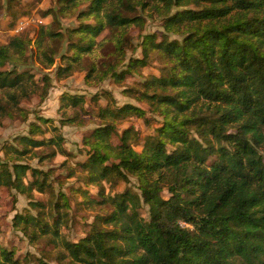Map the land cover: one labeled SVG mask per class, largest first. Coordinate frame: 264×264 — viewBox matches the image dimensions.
I'll return each mask as SVG.
<instances>
[{
    "label": "trees",
    "instance_id": "obj_1",
    "mask_svg": "<svg viewBox=\"0 0 264 264\" xmlns=\"http://www.w3.org/2000/svg\"><path fill=\"white\" fill-rule=\"evenodd\" d=\"M61 2L64 9L66 3H76V0ZM91 2L88 10L82 12V17L98 13L106 3H118L120 8L112 12L107 22L93 17L98 24L81 23L69 30L70 34L78 36V40L69 44L75 49L68 59L72 63L60 72L65 76L71 74L73 63L78 62L84 52H92L95 44L102 45L104 42H111L115 58L124 61L128 48L134 49L128 36L130 27L144 24V18L138 11L152 8L154 13L159 14L163 5L166 14L161 15V35H144L143 42L139 44L142 56L131 57L126 68L112 72L111 76L121 81L132 70L158 60L161 62L160 73L143 80L144 90L140 98L152 105H165V116L172 112H191L179 124L163 119L155 134L146 136L147 154L143 158L112 161L100 169V175L107 176L123 164L140 172L141 177L159 172V180H164L166 175L175 171L176 175L170 177L172 183L167 187L168 197L163 196L164 188L159 184L143 188L144 203L149 208L147 223L135 222L133 217L119 227L101 230V225L120 220L129 201L138 199L127 188L112 199L113 204L119 200L115 209L106 215L97 214L88 233L75 243L66 241L65 246L80 264H264V156L259 152L264 147V134H261L264 132V0ZM179 7H183L182 10ZM52 13L47 10L44 15ZM185 24H195V28L180 37L169 38L171 29ZM48 27L42 26L46 33L59 35L48 32ZM105 27L109 34L97 43L96 37ZM36 45L39 48L43 45L42 38ZM6 47L22 50L27 45L22 37L15 36ZM153 50L159 51L149 59ZM2 52L0 49V56ZM9 55L12 53L9 52ZM119 60L116 62L119 63ZM49 63H54V59ZM5 66L0 59V89L15 87L32 78L33 74L17 71L14 68L16 65L11 69H4ZM96 67L93 64L87 75ZM43 79L48 80V76ZM148 89L154 90L149 92ZM64 98L71 106L80 109L85 101L81 95L69 94ZM193 105L199 107L194 108ZM128 113L142 111L132 104H125L115 111L107 106L100 110L99 116L105 118L112 115L116 118ZM244 116L248 118L238 124ZM40 119L50 121L44 117ZM68 120L78 119L73 115ZM38 129L39 125L33 122L30 131ZM193 129L204 141L203 144L191 135ZM113 131L110 123L97 127L85 138V143L109 138ZM129 132L126 129L122 133V147L127 146L124 141ZM249 133H252L250 137ZM17 139L36 148L55 142L54 138L47 141L29 137ZM219 141L223 143L218 145L216 142ZM27 151L31 148H24L21 154ZM55 154V150L51 154L44 153L40 160ZM104 159L102 153L93 149L87 160L78 164L81 169L96 172ZM15 167L23 171L29 165L17 164ZM40 171L33 168V176L36 177ZM85 179L90 183L97 177L89 175ZM37 182L41 191H45L47 175L43 180H33L34 184ZM82 193L87 194V191L82 190ZM59 196L63 199L62 194ZM88 202L101 205L109 203V199ZM46 205L39 201L33 203L41 213H44ZM60 205H64L60 200L53 204L57 208L53 221L55 228L45 221L42 229L44 232L53 231L54 237L60 235ZM15 219L18 222L27 218L17 214ZM177 220L194 227L180 230ZM49 240L56 244L54 238Z\"/></svg>",
    "mask_w": 264,
    "mask_h": 264
},
{
    "label": "clouds",
    "instance_id": "obj_2",
    "mask_svg": "<svg viewBox=\"0 0 264 264\" xmlns=\"http://www.w3.org/2000/svg\"><path fill=\"white\" fill-rule=\"evenodd\" d=\"M39 7L47 8L49 4L43 3ZM79 7H83V5H74L71 11L61 15L55 12V5H53L54 11L49 16V19L53 20L55 18L58 20L59 30L63 31L67 22L62 17L71 16ZM119 8L120 5L118 3H106L98 13L93 12L87 19L92 20L95 17L107 22L112 12ZM151 10L152 8H150ZM164 14L166 12L163 10V5H161L159 15ZM44 23L47 24L46 21ZM193 28H195V24H185L179 28H173L170 30L169 38L171 39L173 36L180 37L183 33ZM48 30H51L50 25ZM150 30V27L145 28V31ZM19 31V28H15L6 36L0 37V49L3 50L0 59H3L5 65L8 68L16 65L17 71L24 67H29L33 73L30 80H25L20 85L15 87L6 86L0 89V105H3L0 108V121H2V127H0V264H70V262L71 264H80V261L72 255L71 250L65 246V242H77L79 236L85 234L84 232L74 235L65 224H61L59 236L54 237L53 231L44 232L42 230L45 221L53 229L55 228L53 221L57 210L53 207V204L58 195L63 193L62 202L65 206L60 211L66 213L64 219L67 221V225H71V217L76 201H89L97 192L98 188L103 186L105 189L104 195L108 197L110 206L97 205L92 202L83 206L80 212L77 213V219L82 225L86 224L91 226L97 214L110 212L116 208L119 200H117L116 204H113L111 203L113 198H116L125 188H130L138 199L136 201H129L128 208L120 220L112 224L101 225V230L104 228L119 227L121 223L128 222L133 217L135 222L147 223L149 219L147 212L148 205L144 203L142 195L143 188L148 186L155 187L159 184L167 191V187L172 183L170 177L176 175L175 171L166 175L164 180H159V172L153 173L148 177H141L140 172L133 171L130 167L123 164L120 165L117 171L107 176H101L100 169L110 161H133L143 158L147 154L144 138L149 134H155L154 130L158 127L159 122L163 119H168L179 124L185 116L190 114L191 110L186 113L172 112L165 116L163 112L166 106L163 104L153 105L149 109L148 102L142 98L135 97L133 99L132 95H122V88L129 86L140 87L136 81H143L147 73L144 70L138 71L134 69L132 70L131 79L119 85L110 83L112 72H118L121 68L126 67L124 61L119 60V57L117 58L119 63L114 60L111 65L105 64L103 67L97 66V71L93 79L87 85H81L79 79L73 80L69 75L66 80H61L58 83L55 72L51 69H47L46 71V66L50 60L58 58L59 53H63L65 48L60 47L58 52H49L52 46V39H49L39 48L38 59L29 55L28 49L36 48V45H29L26 38L22 39L24 44L27 45V48L22 50H17L15 47L11 49L7 48L9 37L17 35ZM132 45L134 46L133 55H140V47L136 46L137 41H132ZM158 51L153 50L149 59H152V56L156 55ZM9 52L12 55H9ZM45 53L48 55L46 56ZM73 53H75V49L69 55ZM85 56L90 57L95 62V54H85L81 57L80 61L73 63L71 73H78L80 76L84 75L87 71L84 64ZM60 63L63 66L72 62L64 60ZM45 73L48 76L47 81L41 80V77ZM69 85L72 87L69 88ZM76 85L81 86L75 87ZM102 88L109 89L110 95L100 97L99 107L109 104L112 111H115L122 104L128 102L136 105L143 114L133 115L127 119H118L109 115L103 120L69 121L68 118L73 115V110L59 108L57 89H59L60 93L67 89L70 91L86 92L90 96ZM143 90L141 88V91ZM153 90L148 89L147 91L151 92ZM82 107L88 108V102L86 101ZM193 107L198 108L199 106L193 105ZM96 110L98 108L94 107V111ZM149 116L155 118L151 124L147 123ZM38 117H50L51 120L45 123L44 120L38 119ZM174 117L175 120H173ZM247 118V116H244L237 123H242ZM62 121L64 122L62 123ZM33 122L39 125V129L35 132L30 131ZM105 123H110L114 129V134L111 137L105 139L97 138L90 140L88 143L81 142V133L86 129L94 128ZM130 125L132 130L127 140L124 141L127 146L122 147L121 136L123 130ZM137 133L140 135L139 141H137ZM261 134H264V132ZM191 135L197 140H200L201 144L204 143L194 129L191 130ZM248 135L250 137L252 133ZM17 137L44 139L45 141L54 138L55 142L36 148L21 139H17ZM216 143L219 145L223 141ZM26 147L31 148V151L26 155H22L21 152ZM80 149H84L85 152L95 149L103 154L105 159L96 172L77 167V160L83 159V154L79 151ZM52 150H55V156L37 163L41 154ZM69 151L74 153V156L69 157L67 155ZM259 152L264 153V147H261ZM65 160H67V164L60 167L61 163ZM25 163L29 167L23 171L15 167L17 164ZM33 168L41 170L37 173L36 177L32 174ZM49 169L53 170L49 171ZM69 169H75L71 176H67L62 180L56 179L58 175L66 173ZM161 171L166 172L167 170L161 169ZM45 174L47 175L46 190L41 191L39 182L34 184L33 180H43ZM89 175H95L97 179L90 183H85L84 178ZM74 183L83 185L87 189V194L82 195L76 193L75 199H72L73 194L69 192L68 186ZM39 199L48 201L47 207L44 209L46 214L43 217L38 214L40 209L33 206V203ZM18 213L21 217H26L27 219H20L17 222L15 218ZM176 224L180 230L194 227L192 224L185 223L183 220H177ZM53 238L56 240V247L50 248L47 251L42 250L45 242ZM9 253H11L10 256ZM61 253L64 254V258L58 260L57 257Z\"/></svg>",
    "mask_w": 264,
    "mask_h": 264
},
{
    "label": "rangeland",
    "instance_id": "obj_3",
    "mask_svg": "<svg viewBox=\"0 0 264 264\" xmlns=\"http://www.w3.org/2000/svg\"><path fill=\"white\" fill-rule=\"evenodd\" d=\"M43 3H48L49 7H47V8L39 7ZM91 4H92L91 0H82L79 3L76 0V3H74V2L66 3L67 6L64 9H62L63 5H62L61 0H2V6L0 7V37L6 36L12 29L19 28L20 31L17 35H13V36L9 37V42L15 36H20L22 38L23 37L26 38L29 45H32V44L36 45L39 38H42L43 45L45 44L46 41H48L49 39H52V46L49 49V52H55V51L58 52L60 47H64L65 51L63 53H59L58 58H54V63H52V64L49 63L46 66V71H47V69H51L55 72L56 79L59 83L61 80H66V78L68 76V75L65 76L63 72L62 73L60 72V69H62L67 64L61 66L60 62L69 59V57L72 55V54L71 55H69V54L73 52V49L70 48L69 44L73 41L78 40V36H76L74 34H70L69 30L71 28L78 27L81 23H88V24H94V25L98 24L94 20V18L92 20H89L87 18L82 17V14H83L82 12L85 10H88L89 5H91ZM53 5H55V11H58L57 13H59L61 15H63L65 12L71 11L72 6H74V5H83V7H79L71 16H63L62 17V19H64L67 22V25L63 28V31H61V30H59L60 26H59L58 20H56L55 18L53 20H50L49 16H51V15H48V16L44 15V12L47 10H49L51 12L54 11ZM179 8H180V10H182L183 7H179ZM59 9H61V11H59ZM175 10H179V9H175ZM145 13H147V14H145ZM138 14H140L144 18V22H143L144 24L142 26H137L135 24L132 25L129 29L128 36L131 37L132 41H137L136 46L140 47V53L141 54L140 55H133L134 50L132 47H129L128 50L126 51V56H125V60H124L125 64L128 63V61L131 57L142 56V53H143L142 47L139 44H141L143 42L142 40L144 39V35L149 34V33H156L157 35H161V33L163 31V27H162L163 19H162L161 15L157 14L156 12L154 13L152 10L150 11V9L149 10H141L140 9L138 11ZM45 21L47 22V24L44 23ZM45 25L51 26V30H48V32L58 33L59 35L58 36H52L51 34L46 33V31L43 30V28H42V26H45ZM149 27L151 28V30L145 31V28H149ZM108 34H109V30L105 27L103 29V31L96 37V42L98 43L99 41L103 40ZM113 46L114 45L111 42H104L102 45L95 44L92 52H84L81 55V57H82L85 54H95V62H93L90 57L85 56L84 57V64H85V67L87 68V71L84 73V75L80 76L78 73H71V74H69V77L73 80L79 79L81 85H87L89 83V81H91L93 79V76L97 71V67H96V69L94 71H92V73H89L90 75H87L93 64H95L96 66L103 67V65H105V64L111 65L114 60L118 61L115 58V56L113 55V53H114ZM28 51H29V55H31V57H35L36 59L39 58V56H38L39 47L37 45H36V48H29ZM81 57L78 61L81 60ZM160 65H161V62H158V60H154L149 66H146V67H143V68L137 69V70L138 71L144 70L147 73L146 77L149 75H153V74L157 75L160 73L158 70ZM13 66L11 68H13ZM11 68H8L7 66L4 67V69H11ZM14 68L17 69V66H14ZM124 68H126V67H124ZM124 68H121L119 71H121ZM23 71H25L26 73L33 74L29 67H24V68L19 70V72H23ZM45 76H47L46 73L41 77V80L47 81V80L43 79ZM131 76H132V73H127L125 78L122 79L121 81H118L116 78L111 76V79L109 82L116 84V85H119V84L127 81L128 79H131ZM97 79H99V78L97 77ZM142 82L143 81H136V83H138L140 85V87L129 86V87L122 88L121 94L122 95L123 94L132 95L133 99H135V97L140 98L141 92H142L141 88H143ZM81 85H76L75 87H80ZM68 87L71 88L72 86L69 85ZM57 93H58L59 108L60 109H72L73 115L76 116V118L78 120H81V121L82 120H92V119L103 120L107 116H109V115H106L105 118L99 116L100 110L102 108H105L107 106L110 107L109 104H105L103 107H99L100 97L101 96L107 97L110 95L109 89H107V88H102L99 91L92 93L90 96L86 92L75 91V90L70 91L67 89L61 93L59 92V89H57ZM69 94L83 96L85 98L84 103L87 101L89 104V107L88 108L82 107V109H80L79 107L75 108V107L71 106L70 103L68 102V99L64 98L65 95H69ZM144 101H146V100H144ZM146 102H148V101H146ZM125 104H131V103L125 102L120 107L124 106ZM132 105H134V104H132ZM134 106H136V105H134ZM148 106H149V109H151V107L153 105L148 102ZM94 107L98 108V110L94 111ZM142 114L143 113H128V114L121 115L120 117H116V118L127 119L130 116L142 115ZM38 119H40V117H38ZM46 119L51 120L50 117L46 118ZM154 120H155L154 117L149 116L147 118V123L151 124ZM48 122H45V123H48ZM162 122H163V120L159 122L158 127L161 125ZM106 124H109V123H105L103 125H98L94 128L86 129L83 133H81V142L85 143V138L88 137L97 127H101V126H104ZM0 127H2V121H0ZM126 129H129L131 132V130H132L131 125L128 128H125L124 130H126ZM129 133H128V135H129ZM154 133H155V130H154ZM149 135H151V134H149ZM139 139H140V135H139V133H137V141H139ZM79 151L83 154V159L77 160L76 163H77V167L81 168L80 165L78 164V162L87 160V158L90 155L92 150L85 152L84 149H80ZM28 152H30V151H27V153ZM51 152L52 151H49V152H46L45 154H51ZM27 153H25L24 155H26ZM43 154H41V155H43ZM67 155L69 157H72V156H74V153L69 151V152H67ZM262 155L264 156V153H262ZM50 157H52V156H49L47 158H50ZM47 158H44V159H47ZM43 160H40V158H38L37 163H40ZM111 162L112 161H110L109 163H111ZM65 164H67V160L62 162L60 167H63ZM52 170L53 169H49V171H52ZM74 171H75V169H69L66 173L58 175L56 177V179L62 180L63 178H65L67 176H71ZM84 182L88 183L85 178H84ZM68 188H69V192L73 194L72 199H75L76 193L83 195L82 190L87 191V189L83 185H80L79 183L70 184L68 186ZM101 188H103V189H101ZM125 189H127V188H125ZM49 190H50V187H49ZM104 192H105L104 187L100 186L98 188L97 192L91 197L90 200H104L107 197L104 195ZM60 194L63 195V193H60ZM163 196L168 197L169 193L164 190ZM59 200H60V202L63 201L62 197L58 195L55 202H58ZM37 201L48 203V201H46L45 199H39ZM90 203H92V202L76 201L75 207L73 209V215L71 217V225H67V221H65V219H64L66 213H62L60 211V209L63 208L65 205H60V207L58 208V211H59L60 217H61L60 218L61 220L59 221V230H60L61 224H65L66 227L70 228L71 232L74 235H78L80 232L85 233L84 235L79 236V239L81 237L85 236L88 233V231L90 230V226L86 225V224L82 225L80 223V221L77 219V213L80 212V210L83 206H86L87 204H90ZM94 203H96V202H94ZM62 204H63V202H62ZM96 204L100 205L98 203H96ZM101 205L110 206L109 203H103ZM46 207H47V205H46ZM46 207L44 209H46ZM55 209H57V208H55ZM147 212H148V216H149V208H147ZM108 213L109 212H103L102 215H106ZM38 214L43 217L46 213H45V211H44V213H41V211H40ZM54 247H56V244L51 242L50 240H47L45 242V244L43 245L42 250L47 251L50 248H54ZM61 256H62V253L60 254L59 257H57V259L62 260Z\"/></svg>",
    "mask_w": 264,
    "mask_h": 264
}]
</instances>
